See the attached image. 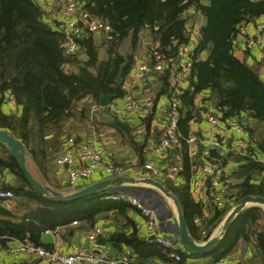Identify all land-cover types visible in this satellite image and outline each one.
<instances>
[{
  "label": "trees",
  "instance_id": "trees-1",
  "mask_svg": "<svg viewBox=\"0 0 264 264\" xmlns=\"http://www.w3.org/2000/svg\"><path fill=\"white\" fill-rule=\"evenodd\" d=\"M78 1L89 13L109 24L111 29L78 36L79 49L67 54L65 36L50 11L35 0H0V99L7 92L23 110L21 115H17L0 109V126L19 138L35 158L39 153L35 137L43 140L45 130L51 126H55L62 136L68 129L64 126L70 122L77 101L90 97L92 104H99L102 91L115 94L117 98L124 96L123 82H118L117 76L122 67L125 74L134 61L132 54L124 55L119 51L125 39L132 37V43L137 44L140 33L150 28L159 42L152 50V66L154 50L163 54L164 61L177 58L180 45L190 40L193 29L188 27L191 16L185 15L190 8L202 13L206 24L199 29L195 48L190 54L193 64L187 80L189 85L180 87L177 93L181 103L178 133L182 140L181 147L170 149L169 153L183 161L182 174L189 178L192 162H195L188 154L185 139L195 134L191 124L200 113L195 103L198 96L202 95L203 100L216 104L223 120L244 114L251 118L255 114L256 119L264 121V80L235 55L234 47L240 26L264 16V0ZM100 46L106 48V58L100 56ZM80 51L86 54L85 60L79 57ZM204 52L208 55L203 59L201 55ZM156 72L162 81L161 92L174 96V70L168 66ZM116 121L118 126L125 125L126 132L131 134L128 124L118 118ZM152 122L153 113L149 110L143 118L146 134L152 128ZM249 130L254 134L251 128ZM200 142L201 148L204 147V140L200 139ZM138 143L140 151L144 152L146 143ZM4 147L0 167L16 174L21 184L13 186V189L18 197L27 198L34 206L16 219L0 199V246H7L12 238L43 245V235L48 231L66 227L75 220L94 222L104 211L126 214L131 205L123 200L105 199L107 192L69 202L42 195L28 183L11 150ZM258 156H264V140L255 143L248 156L237 157V164L230 175L238 182L229 187L235 201L247 195L264 197V163L256 159ZM212 157L214 161L220 160V168L224 170L229 155L217 148L211 150L210 156L201 158L203 161ZM170 159L172 157H168V166L172 164ZM166 184L181 204L192 237L197 242L208 240L231 207L205 208L193 197L188 184L172 181H166ZM198 216L202 217L200 224L195 222ZM128 223L131 224L130 219ZM124 241L134 248L136 258L138 256L137 260L131 256V264H146L144 259L152 256H159L165 262L169 259L162 246L141 237L136 225L131 233L125 234ZM241 242H245L253 252V256L243 264H264L263 206L252 205L243 209L220 241L206 253L197 254L186 249L181 253L185 262L190 257L218 262L233 253Z\"/></svg>",
  "mask_w": 264,
  "mask_h": 264
},
{
  "label": "crops",
  "instance_id": "crops-1",
  "mask_svg": "<svg viewBox=\"0 0 264 264\" xmlns=\"http://www.w3.org/2000/svg\"><path fill=\"white\" fill-rule=\"evenodd\" d=\"M50 12L54 15V17L60 19L58 21V26L63 29V19H61L63 17L60 16L59 10ZM185 15L191 16L190 21L188 22L189 28L200 29L206 24V17L194 8H190ZM259 20L264 23V16ZM157 28L158 27H156V29ZM132 41V37H129L125 39L119 47V51L122 54H132L134 56V61L130 69L125 74L122 73L121 81L123 82L125 93H132L139 104L147 99H151L153 101V106L150 109L153 113V122L150 132L148 134H146V130L144 132H135L140 125H143L144 117L139 115V113L143 111V106L140 105L138 110H136V114L132 117L126 118L122 113L124 96L114 98L109 106H102L99 101L98 105L100 107H97L96 109L93 108L95 103L93 102L92 104L90 97H85L77 101L73 109V116H71L70 122L65 123L64 128H68L69 131L76 136L78 141H88L93 145L100 146L111 151L116 163H132L139 165L145 163L149 159H158L162 165L168 166V157H172L170 161L173 163L179 159V156L168 152L166 154V158L159 159L155 153L154 147L165 126L168 124L169 117L167 108L173 96H170L169 93L161 92L162 81L156 70H151L145 81H141L136 76L138 67L142 63H147L149 67L152 66L150 63L152 59V50L159 44V42L156 40V34L152 33L150 28H145L140 33L137 44H133ZM234 45L235 55L241 61L245 62L250 69L258 72L260 78L264 80V45L262 47L248 48L242 38L236 40ZM99 51L102 58L107 57V50L104 46H100ZM207 55L208 53L204 52L201 57L204 59ZM79 57L82 60L87 58L86 54L82 51H80ZM72 68L73 70H76V67L72 66ZM121 69L124 71V67ZM176 82H178L177 75L174 72L172 84L175 86V90L177 89ZM188 85L189 83L186 81L182 83L183 88H187ZM11 98L13 97L5 92L4 98L2 100L0 99V109H2L5 113H15L17 115H21L23 113L22 106L17 103L13 106L10 101ZM195 103L197 107L200 108V113L191 124L192 130L201 140H205L204 130L208 126L207 115L209 113L220 115L221 110L216 104L203 100L202 95L196 98ZM112 104L115 105L119 112L113 110ZM141 106L142 108H140ZM255 117L256 116H253L252 114V117L250 118V127L258 138V142H261L264 140V121L256 119ZM117 118L131 127V134L126 132L125 125L118 126L116 121ZM231 118L233 117H230L229 119ZM0 129L6 130L1 126ZM228 134L230 135L232 133L228 131ZM34 140L39 153L35 158L26 147L28 150L27 167L36 180L50 186L56 191L71 193L96 181L109 177H115L104 172L96 173L90 180L82 183V185L78 188L71 189L67 185L68 166H59L56 164V158L61 151L62 136L60 131L55 126H51L45 130L44 141L38 137H35ZM137 141L140 143H146L144 152L140 151L141 146ZM4 146L8 147L6 144L4 145L0 142V156L3 154V150L5 149ZM41 148L43 151H41ZM148 177L149 176L135 178L142 179ZM207 182H209V179ZM163 183L166 184V181H163ZM20 184L21 182H19L16 174L7 168L0 167V188L4 190H13L15 193V196L11 199L1 200L3 204L12 211L16 219L21 218L30 206H34V204L30 203L27 198L22 199L21 197H18L17 191L13 189V186H18ZM121 188L128 194L138 197L146 206L152 207L158 212L160 227L155 232V235H164L172 241L181 243L178 225V212L172 198L167 197L156 187L143 183H125L117 189ZM110 191L113 190H109L107 193ZM129 219L131 220L130 225L128 223ZM77 222V224H74L73 221L72 224L66 227H60L56 231L46 232L43 235V238L47 233L51 234L52 237L47 240L42 239L44 243L42 246L45 248L51 247L52 249L47 248L49 250L62 252H72L76 246H81L84 249L100 248L112 256L122 255L125 251L129 250L132 252L133 259L134 257L136 258L137 254L132 246L125 243V234L129 232L131 233L134 225H136V228L142 238L145 239L151 234V232L147 229L145 218L143 217L141 211L131 205H129L126 214H117V212L113 210L107 212L104 211L97 215L94 222ZM94 227L101 228L105 233L104 236H100L96 242H93L88 238L90 231ZM117 234H121V236L117 237ZM19 242L32 241L13 238L9 239L7 246H0V264H45L40 258L26 253H21L18 257L14 256V254L11 253L10 248L18 245ZM247 251H249V253H247ZM252 256L253 252L251 247L248 248L245 242H241L233 253L226 258L237 260L239 264H243ZM137 258L135 260H137ZM144 260H146V264L165 263V261H163V259L159 256L148 257ZM187 263L217 264V261L213 262L212 260L203 257H190L189 260H187ZM79 264L87 263L81 262Z\"/></svg>",
  "mask_w": 264,
  "mask_h": 264
},
{
  "label": "built area",
  "instance_id": "built-area-1",
  "mask_svg": "<svg viewBox=\"0 0 264 264\" xmlns=\"http://www.w3.org/2000/svg\"><path fill=\"white\" fill-rule=\"evenodd\" d=\"M39 5L48 11L59 10L63 18L62 32L65 36V52L67 54L75 53L79 49L77 41L78 36L89 32L110 31L109 24L102 19L89 13L78 0H35ZM56 9V10H55ZM57 22L60 19L54 17ZM199 29L193 28L190 33V40L186 44L180 45L177 58H170L164 61L163 54L154 50V65L148 66L142 63L136 72V76L145 81L150 74L151 69L162 71L170 66L177 75L176 91L168 105L167 112L169 121L165 126L159 140L156 142L154 150L159 159L166 158L170 149L181 147V137L178 133V122L181 117V103L177 97L179 88L183 82H187L192 73L193 60L191 52L194 50ZM242 38L248 48L262 47L264 45V23L260 20L242 25L239 28L236 40ZM179 85V86H178ZM124 104L122 113L126 118L136 114L139 106L142 105L141 117L147 115L148 110L153 106L151 99L144 100L140 104L134 98L133 94L127 92L124 94ZM13 106L16 105L15 99H10ZM100 107L94 104L93 108ZM113 110H119L112 104ZM208 126L204 130V147L201 148L200 138L196 134H191L185 139L188 146V154L195 162H192V175L187 178L184 172V163L179 158L171 165L166 166L160 163L158 159H149L143 164H118L114 160L111 151L91 144L88 141H78L74 135H71L68 129L64 130L62 135L61 151L56 158V164L59 166H68L67 185L71 189L78 188L82 183L90 180L96 173H107L110 176H135L152 177L159 181H172L180 184H188L193 197L199 200L205 208L214 206H230V211L235 208L238 201L231 198L229 188L236 184L238 179L233 178L230 172L234 169L237 157H246L250 153L252 146L258 142V138L250 132V117L240 115L231 119L223 120L221 114L207 115ZM144 125H140L135 132H144ZM230 131L232 134H228ZM223 150L229 155L227 166L220 168V160L204 159L210 156L213 149ZM258 161L264 163V156L256 157ZM209 179V182L207 180ZM15 196L14 191L0 188V199H11ZM105 199L123 200L141 211L145 218L147 229L151 234L147 239L163 247L166 256L169 258L164 264H190L184 261L182 255L183 246L179 242L172 241L164 235H155L160 227V218L158 212L149 206H146L138 197L128 194L126 191H110L104 196ZM229 211V212H230ZM204 217V215H203ZM202 217L198 216L195 222L200 224ZM74 221V224H77ZM223 221L217 226L209 238L213 236L223 237ZM104 231L99 227H94L88 238L96 242L100 236H104ZM207 236L206 231L203 232ZM207 241V240H205ZM203 241V242H205ZM10 251L18 257L21 253L36 256L44 261L45 264H77L78 262H87L89 264H131V251H125L122 255L112 256L100 248L84 249L76 246L72 252H62L49 250L42 245L33 242H19L12 246ZM249 253V251H247ZM217 264H239L237 260L225 258L219 260Z\"/></svg>",
  "mask_w": 264,
  "mask_h": 264
},
{
  "label": "water",
  "instance_id": "water-1",
  "mask_svg": "<svg viewBox=\"0 0 264 264\" xmlns=\"http://www.w3.org/2000/svg\"><path fill=\"white\" fill-rule=\"evenodd\" d=\"M248 24L247 22L244 23V25ZM123 70L121 69L117 80L118 82L121 81ZM116 98L115 94L112 93H106L104 91L101 92L100 96V104L102 106H109L113 99ZM255 116V114H253ZM0 142L4 143L8 146V148L11 150L13 155L17 158L19 165L21 169L23 170L28 182L30 185L33 186V188L39 192L42 195L49 196L53 199L60 200V201H73L82 197H86L89 195L97 194L100 192H107L109 190L113 191H125L124 189H117L120 188L125 183H131V184H147L156 187L159 189L162 193H164L167 197L172 198L178 212V225H179V235L181 244L184 247V249L197 253V254H203L212 249L222 237L219 236H213L209 238L205 242H197L192 235L189 232L187 221L184 217L183 210L181 207V204L177 198V196L170 190V188L163 182L156 180L154 178H142L137 179L135 177L131 176H117V177H109L103 180L96 181L94 183H91L79 190H76L71 193H62L59 191H56L55 189L51 188L48 185H45L33 177L31 172L29 171L27 167V155L28 150L25 146V144L16 138L13 134H11L7 130L0 129ZM252 205H260L264 207V197L262 196H253V195H247L242 197L235 208L231 210L225 219L223 220V226H222V234L225 233V231L229 228L231 223L234 221L236 216L245 208L252 206ZM121 234H117V237H120ZM52 235L47 233L44 236V240H47L51 238ZM103 243V241H102Z\"/></svg>",
  "mask_w": 264,
  "mask_h": 264
},
{
  "label": "rangeland",
  "instance_id": "rangeland-1",
  "mask_svg": "<svg viewBox=\"0 0 264 264\" xmlns=\"http://www.w3.org/2000/svg\"><path fill=\"white\" fill-rule=\"evenodd\" d=\"M106 249V248H105Z\"/></svg>",
  "mask_w": 264,
  "mask_h": 264
}]
</instances>
